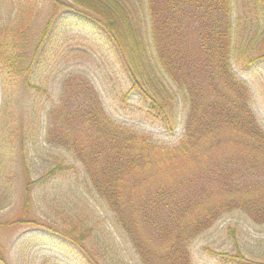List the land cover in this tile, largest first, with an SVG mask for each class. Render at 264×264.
Here are the masks:
<instances>
[{"label":"trees","instance_id":"trees-1","mask_svg":"<svg viewBox=\"0 0 264 264\" xmlns=\"http://www.w3.org/2000/svg\"><path fill=\"white\" fill-rule=\"evenodd\" d=\"M17 2L28 10L30 0ZM61 4L55 0L50 23L33 54L24 25H0V77L7 97L3 113L9 114L18 89L42 90L35 83L38 56L60 20ZM233 4V0L63 4L77 28L99 35L110 47L131 81L128 92L142 93L147 115L168 135L176 133L171 122L177 102L185 110L180 140L159 144L112 122L99 101L87 100L90 86L68 79L47 115L48 143L64 146L76 156L86 187L113 211L142 264H194L193 243L228 213L241 211L264 224V129L248 97L239 91L233 71L234 57L250 69L264 54H253L251 41L235 42ZM248 7L264 10V0H248ZM9 88L14 90L10 101ZM18 133L14 119L7 125L3 147H15ZM71 169L58 163L33 179L25 167L20 176L23 206L14 220L0 227L35 223L29 219L35 188ZM51 212L59 213L54 208ZM78 222L72 232L53 225L55 220L43 222L41 228L67 234L72 244L81 245L88 236L86 217ZM211 252L221 264H264L241 250ZM4 260L0 250V262Z\"/></svg>","mask_w":264,"mask_h":264},{"label":"rangeland","instance_id":"rangeland-1","mask_svg":"<svg viewBox=\"0 0 264 264\" xmlns=\"http://www.w3.org/2000/svg\"><path fill=\"white\" fill-rule=\"evenodd\" d=\"M54 2L30 0L26 10L17 0H0V25H24L31 35L29 50L33 54L50 23ZM58 2L66 4L71 0ZM233 2L235 42L246 44L251 41L253 54H264V10H251L248 0ZM63 4L57 10L60 20L38 56L35 83L42 90L21 88L14 92L9 88V101L12 92L15 95L10 103L11 110L6 114L3 108L7 97L0 77V224L14 220L23 206L25 193L20 187V176L23 177L26 170L33 179H38L58 163L70 165L72 169L59 172L58 176L35 188L29 214V219L35 223L0 227V250L5 256L0 264H142L134 242L115 220L113 211L86 187L83 166L76 156L64 146L48 143L47 115L59 100L68 79L90 86L92 91H88L87 100L99 101L112 122L149 136L159 144L170 145L180 140L185 110L181 101L177 102L176 116L171 122L176 133L168 135L147 115L142 93L128 92L131 81L110 47L99 39V35L93 36L77 28L73 17L64 12ZM233 71L239 91L248 97L264 129V58L247 69L244 62L234 57ZM168 83L173 86L172 81L168 80ZM172 89L174 91L176 87ZM14 119L20 138L15 147H3L7 125ZM51 208L59 213H52ZM84 217L87 222L85 235L88 236L87 240H81V245L72 244L67 234L46 232L41 228L43 222L55 220L53 225L72 232L79 218ZM74 237L76 241L78 238ZM211 250H241L249 258L264 261V224L255 223L241 211L225 214L193 243L194 264H221Z\"/></svg>","mask_w":264,"mask_h":264}]
</instances>
